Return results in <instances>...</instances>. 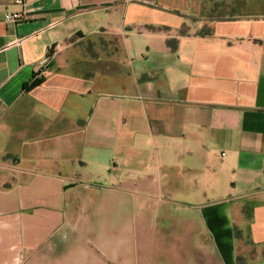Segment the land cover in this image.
Listing matches in <instances>:
<instances>
[{"label": "crops", "instance_id": "1", "mask_svg": "<svg viewBox=\"0 0 264 264\" xmlns=\"http://www.w3.org/2000/svg\"><path fill=\"white\" fill-rule=\"evenodd\" d=\"M211 2L0 0V264H264V0Z\"/></svg>", "mask_w": 264, "mask_h": 264}, {"label": "trees", "instance_id": "2", "mask_svg": "<svg viewBox=\"0 0 264 264\" xmlns=\"http://www.w3.org/2000/svg\"><path fill=\"white\" fill-rule=\"evenodd\" d=\"M186 32H187V29L181 30V34H184ZM196 35L209 36L210 37L213 35V30L211 27H208L205 25V26L201 27L199 30H197ZM41 80H42V78H37V79L32 80L30 84L25 85L26 89L31 88L35 85H38L41 82Z\"/></svg>", "mask_w": 264, "mask_h": 264}, {"label": "rangeland", "instance_id": "3", "mask_svg": "<svg viewBox=\"0 0 264 264\" xmlns=\"http://www.w3.org/2000/svg\"><path fill=\"white\" fill-rule=\"evenodd\" d=\"M224 4H225L224 0H212L211 8L207 10L206 16L207 17H209L211 15L215 16L214 14L216 13L217 10H219L218 8L224 6ZM222 10H224V13H225V11L227 12L225 6H224V9H222ZM82 44H85L86 46H89V44H87V42H85V41H83Z\"/></svg>", "mask_w": 264, "mask_h": 264}, {"label": "built area", "instance_id": "4", "mask_svg": "<svg viewBox=\"0 0 264 264\" xmlns=\"http://www.w3.org/2000/svg\"><path fill=\"white\" fill-rule=\"evenodd\" d=\"M14 2L17 3V4H19V3L21 2V0H14ZM4 19H5L6 22H14V23H15V22L21 20V19H22V16H21L20 13H16V12H13V13H11V12H7V13H5V15H4Z\"/></svg>", "mask_w": 264, "mask_h": 264}]
</instances>
